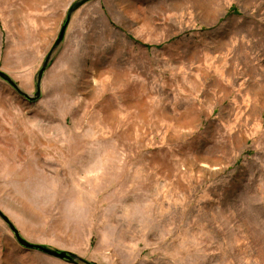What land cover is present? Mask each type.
<instances>
[{
  "label": "rangeland",
  "instance_id": "374dc122",
  "mask_svg": "<svg viewBox=\"0 0 264 264\" xmlns=\"http://www.w3.org/2000/svg\"><path fill=\"white\" fill-rule=\"evenodd\" d=\"M78 0H0L33 95ZM0 210L97 264H264V0H92L31 102L0 78ZM0 264H73L24 248Z\"/></svg>",
  "mask_w": 264,
  "mask_h": 264
},
{
  "label": "water",
  "instance_id": "95a60500",
  "mask_svg": "<svg viewBox=\"0 0 264 264\" xmlns=\"http://www.w3.org/2000/svg\"><path fill=\"white\" fill-rule=\"evenodd\" d=\"M92 0H78L75 1L71 7L69 8V11L67 13L66 19L64 20L61 29L59 31L58 37L56 41L54 42L51 50L47 54L42 67L39 69V71L36 74L35 78V85H36V91L33 95H30L23 91V89L20 87V85L4 70L0 69V78L5 80L7 83H9L19 94L24 96L26 99H28L31 102L38 101L42 96V79L46 72V70L49 68L50 63L52 61L53 55L56 52V50L62 45V43L65 40L72 15L75 11H77L80 7L85 5L86 3L90 2ZM0 216L7 222V224L11 227L17 241L21 246H23L26 249L37 251L43 254H46L48 256L60 259L62 261L73 263V264H97L95 262H92L90 260H87L78 254L69 251L60 249L57 247H53L51 245H47L44 243H37L32 242L20 233L19 229L14 225V223L0 210Z\"/></svg>",
  "mask_w": 264,
  "mask_h": 264
}]
</instances>
